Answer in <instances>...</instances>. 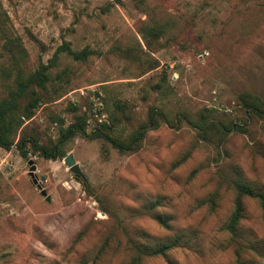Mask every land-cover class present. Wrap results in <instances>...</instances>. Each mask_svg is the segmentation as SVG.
<instances>
[{
  "label": "rangeland",
  "instance_id": "rangeland-1",
  "mask_svg": "<svg viewBox=\"0 0 264 264\" xmlns=\"http://www.w3.org/2000/svg\"><path fill=\"white\" fill-rule=\"evenodd\" d=\"M42 65L0 145V264H264V0H0V101Z\"/></svg>",
  "mask_w": 264,
  "mask_h": 264
},
{
  "label": "trees",
  "instance_id": "trees-1",
  "mask_svg": "<svg viewBox=\"0 0 264 264\" xmlns=\"http://www.w3.org/2000/svg\"><path fill=\"white\" fill-rule=\"evenodd\" d=\"M63 49H67L69 51L70 48L64 46ZM76 57H84L86 54V50L82 52H72ZM47 66L42 65L41 68L30 75L28 78H23L19 76V80L17 81L18 88L9 93V96L0 101V145L6 148H10L13 145L12 137L14 135V130L17 127H20L25 119H30L32 117L33 111L38 107L40 103V96L35 91L34 86L38 85L44 90L47 89V83L49 81V76L46 74ZM24 98H29L28 102L25 106H22V102ZM256 112H260L258 108L255 107ZM154 125V124H153ZM154 127V126H153ZM142 127L139 132L138 138L134 139L133 137L130 142H122L115 138H112L108 131H110L111 127H106L104 132L101 133V137H104L106 140L111 142L116 148L119 150H129L134 147V145L138 142V140L143 137L144 132L146 131ZM68 135H73L76 133H83L84 130L80 125L75 126L73 124L71 127L67 129ZM28 139V140H27ZM23 139L20 143L19 150L23 151V145H25V141H30L32 145L47 159H57L58 151L49 150L48 148L41 146L36 142V139L27 138ZM241 199H238L236 202V210L232 215V220L229 224L231 230H234L236 225L238 224L240 218L242 217L243 206Z\"/></svg>",
  "mask_w": 264,
  "mask_h": 264
},
{
  "label": "water",
  "instance_id": "water-1",
  "mask_svg": "<svg viewBox=\"0 0 264 264\" xmlns=\"http://www.w3.org/2000/svg\"><path fill=\"white\" fill-rule=\"evenodd\" d=\"M65 162L66 164L69 166V168L71 169L72 172H74L75 174H77L78 176H81L82 178H84V174L82 172V170L80 169V166L75 162L74 157L72 154H69L66 158H65ZM30 164V176L33 179V183L37 186L38 189H40L41 194L46 197V200L48 202L52 201V197L50 195H48L47 191L42 187L41 184H39L37 178H35V170H36V166L34 164L33 160L29 161Z\"/></svg>",
  "mask_w": 264,
  "mask_h": 264
}]
</instances>
